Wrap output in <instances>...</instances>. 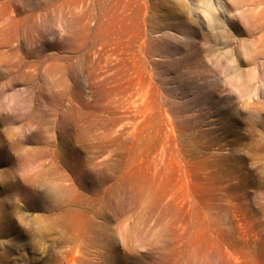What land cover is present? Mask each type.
I'll use <instances>...</instances> for the list:
<instances>
[{
    "label": "rangeland",
    "instance_id": "1",
    "mask_svg": "<svg viewBox=\"0 0 264 264\" xmlns=\"http://www.w3.org/2000/svg\"><path fill=\"white\" fill-rule=\"evenodd\" d=\"M0 264H264V0H0Z\"/></svg>",
    "mask_w": 264,
    "mask_h": 264
}]
</instances>
